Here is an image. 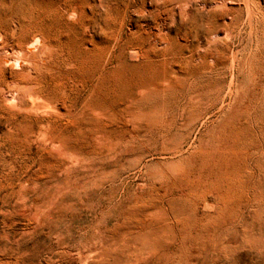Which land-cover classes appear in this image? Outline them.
<instances>
[{
	"label": "rangeland",
	"instance_id": "1",
	"mask_svg": "<svg viewBox=\"0 0 264 264\" xmlns=\"http://www.w3.org/2000/svg\"><path fill=\"white\" fill-rule=\"evenodd\" d=\"M230 1L0 0V264H264V0Z\"/></svg>",
	"mask_w": 264,
	"mask_h": 264
},
{
	"label": "bare ground",
	"instance_id": "2",
	"mask_svg": "<svg viewBox=\"0 0 264 264\" xmlns=\"http://www.w3.org/2000/svg\"><path fill=\"white\" fill-rule=\"evenodd\" d=\"M78 1L81 2V6L86 8V13L89 14L91 21L94 23L93 26L91 25L90 30H92L93 32L97 31V30L104 31V28L107 25L106 24L107 18L109 17L110 0H78ZM151 1L156 2V3L161 4L162 6H164L163 8L165 10V13L171 12V13L175 14L177 12L181 17H183L187 21H192V20H201V21L205 20V21H207V20L212 19V15H211V13L209 11V8L212 5H214L216 8L225 9L226 10L225 16L228 15V13H230V12L231 13L234 12V10L232 9L233 7H231V8L228 7V4H229L228 2L230 0H151ZM243 1L245 3V4L244 3L243 4L245 6H247V9H249V6H250L252 0H243ZM35 3H37V1ZM50 4L52 5V9H53L54 12H60L62 10V7H63L62 6L63 5V0H50ZM252 5H253V3H252ZM115 6L117 7L118 5L116 4ZM214 6H212V7H214ZM138 12L141 13L142 15H146V16L151 14L145 8L139 9ZM224 18L226 19V17H224ZM87 19H89V18H87ZM221 21L224 22V19L223 18L222 19H216V23L217 24L221 23ZM95 25H97V26H95ZM88 28H89V26H88ZM183 30H185V29L183 28ZM187 31H188V29H187ZM159 33H163V29L160 28V27H159Z\"/></svg>",
	"mask_w": 264,
	"mask_h": 264
}]
</instances>
